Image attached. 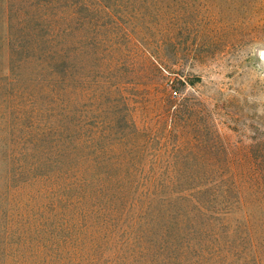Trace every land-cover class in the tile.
I'll use <instances>...</instances> for the list:
<instances>
[{"label":"rangeland","instance_id":"1","mask_svg":"<svg viewBox=\"0 0 264 264\" xmlns=\"http://www.w3.org/2000/svg\"><path fill=\"white\" fill-rule=\"evenodd\" d=\"M0 264H264V0H0Z\"/></svg>","mask_w":264,"mask_h":264},{"label":"trees","instance_id":"2","mask_svg":"<svg viewBox=\"0 0 264 264\" xmlns=\"http://www.w3.org/2000/svg\"><path fill=\"white\" fill-rule=\"evenodd\" d=\"M170 105L173 107L171 112V117L174 121H176V118H179L181 114L183 113L184 109L187 106V98L182 99H176V98H170L169 99ZM187 191L183 193V195H186Z\"/></svg>","mask_w":264,"mask_h":264},{"label":"built area","instance_id":"3","mask_svg":"<svg viewBox=\"0 0 264 264\" xmlns=\"http://www.w3.org/2000/svg\"><path fill=\"white\" fill-rule=\"evenodd\" d=\"M176 93V92H175Z\"/></svg>","mask_w":264,"mask_h":264}]
</instances>
